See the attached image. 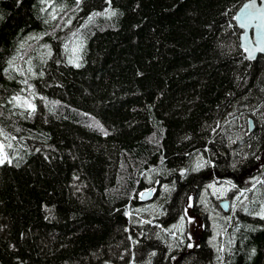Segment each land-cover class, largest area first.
<instances>
[{
    "label": "trees",
    "instance_id": "obj_1",
    "mask_svg": "<svg viewBox=\"0 0 264 264\" xmlns=\"http://www.w3.org/2000/svg\"><path fill=\"white\" fill-rule=\"evenodd\" d=\"M244 1L0 0V264H264ZM220 179L229 211L201 192Z\"/></svg>",
    "mask_w": 264,
    "mask_h": 264
},
{
    "label": "water",
    "instance_id": "obj_2",
    "mask_svg": "<svg viewBox=\"0 0 264 264\" xmlns=\"http://www.w3.org/2000/svg\"><path fill=\"white\" fill-rule=\"evenodd\" d=\"M253 0H245L241 3L235 12L234 20L236 26L240 29L239 33V45L245 51L246 57L248 58V51L253 48H264V14L259 15L258 18L252 19L250 23H246L248 15L255 11L252 8H245V5H250ZM256 8L260 9L261 13H264V7H261L260 0H255ZM242 23L244 26L242 27ZM247 49V50H246ZM259 54H264V52H255L254 57L249 59L253 60ZM248 121V131L252 130L254 125L252 118L249 117ZM153 194V188L143 189L140 192V199L146 201L151 198ZM227 199H222L219 201V205L223 210H227Z\"/></svg>",
    "mask_w": 264,
    "mask_h": 264
},
{
    "label": "rangeland",
    "instance_id": "obj_3",
    "mask_svg": "<svg viewBox=\"0 0 264 264\" xmlns=\"http://www.w3.org/2000/svg\"><path fill=\"white\" fill-rule=\"evenodd\" d=\"M84 46V43H81L77 46L76 51H75V59L77 60L79 57V54L82 51V48ZM0 145H3V152L6 153V148H5V139L4 137L0 136ZM7 154V153H6ZM9 157V156H8ZM211 186V187H210ZM230 183L227 179H220L219 181L217 180H212L209 182H206L205 187L201 190L204 194H209L212 195L213 198L210 200L213 205L211 207V204H209L210 208L209 210L213 209V206L215 208H219L216 205V201L219 202V200L222 199H227V210H231L235 204L240 201V191L238 192H233L231 195L228 194V189L230 188ZM239 197V199H237ZM216 199V200H213ZM190 223H193L191 228L194 227V224H197V218L193 217L189 220ZM201 229V226L199 227Z\"/></svg>",
    "mask_w": 264,
    "mask_h": 264
},
{
    "label": "snow or ice",
    "instance_id": "obj_4",
    "mask_svg": "<svg viewBox=\"0 0 264 264\" xmlns=\"http://www.w3.org/2000/svg\"><path fill=\"white\" fill-rule=\"evenodd\" d=\"M260 4L261 7H264V0H260ZM245 8H252L255 9L254 12L250 13L248 15L247 21H245L246 23H250V21L252 19H256L259 17V15H262L264 13H261L260 9L256 8V3L255 0H253V3L250 5H245ZM115 12H111L110 15H115ZM95 15H100V13H96ZM89 20H91V17H89ZM242 27L244 26V24L242 23L241 25ZM75 35V34H74ZM67 48V45L65 46ZM247 50V49H246ZM76 49H73V52H75ZM248 51V58L251 59L254 57L255 52H264V48H253L251 50H247ZM71 62H75V61H71ZM77 67H79L80 65L77 64ZM25 83H27V81H25ZM31 87V86H30ZM19 97L18 96H14L13 97V101L18 100ZM28 107L32 110L35 111V105L32 104H28ZM8 148H11L12 145L9 143L7 145ZM5 162L11 163V160L9 159L8 155L6 153L3 152V145H0V165L4 164ZM207 163V161H198L196 164V169H199L201 167L204 166V164ZM211 187V186H210ZM233 187H235V185H233ZM241 195H243V193H241ZM237 199H239V197H237ZM257 215L261 216V218H264V209H262L259 213H257ZM184 217H181V220H183ZM189 239H191V237H189ZM193 245L192 244H188V247L191 248Z\"/></svg>",
    "mask_w": 264,
    "mask_h": 264
},
{
    "label": "bare ground",
    "instance_id": "obj_5",
    "mask_svg": "<svg viewBox=\"0 0 264 264\" xmlns=\"http://www.w3.org/2000/svg\"><path fill=\"white\" fill-rule=\"evenodd\" d=\"M246 55V54H245Z\"/></svg>",
    "mask_w": 264,
    "mask_h": 264
}]
</instances>
